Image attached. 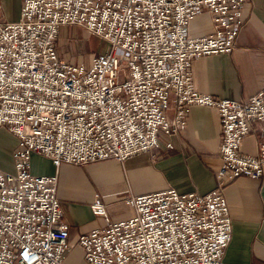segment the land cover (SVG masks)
<instances>
[{
  "label": "built area",
  "instance_id": "built-area-1",
  "mask_svg": "<svg viewBox=\"0 0 264 264\" xmlns=\"http://www.w3.org/2000/svg\"><path fill=\"white\" fill-rule=\"evenodd\" d=\"M250 0H22L21 18H0V128L18 139L14 173L0 169V264H66L58 176L31 172L33 155L63 164L125 162L177 136L195 106L215 109L222 136L217 188L205 195L168 189L124 202L133 215L79 237L87 264H223L232 240L225 189L264 179V89L247 101L197 90L194 61L230 54ZM213 32L192 37L191 22ZM78 27L108 44L91 65L61 57V30ZM261 123L257 156L241 152ZM173 148L171 143L166 145Z\"/></svg>",
  "mask_w": 264,
  "mask_h": 264
},
{
  "label": "crops",
  "instance_id": "crops-1",
  "mask_svg": "<svg viewBox=\"0 0 264 264\" xmlns=\"http://www.w3.org/2000/svg\"><path fill=\"white\" fill-rule=\"evenodd\" d=\"M21 6L22 0H0V18L6 23L18 22ZM244 17L232 53L194 61L193 77L199 92L217 99L247 101L264 89V0H250ZM189 29L192 37L211 34V16L198 15ZM262 125H250L249 135L241 146L243 154L258 155ZM159 142L155 152L142 153L125 162L63 164L58 171L49 159L32 156V174L58 176V197L63 221L70 227L71 248L79 247L81 235L106 225L103 216L93 213L92 205L96 201L105 206L111 222H119L133 215V209L124 202L128 196L168 189L205 195L217 188L222 136L215 109L193 107L186 130L177 136L161 135ZM168 143L173 148L168 149ZM17 147V137L0 128V158L13 162ZM4 168H8V163ZM224 193L233 228L223 264H264V179L239 178Z\"/></svg>",
  "mask_w": 264,
  "mask_h": 264
},
{
  "label": "rangeland",
  "instance_id": "rangeland-1",
  "mask_svg": "<svg viewBox=\"0 0 264 264\" xmlns=\"http://www.w3.org/2000/svg\"><path fill=\"white\" fill-rule=\"evenodd\" d=\"M90 46H94L91 49ZM93 50L89 53V50ZM109 47L101 38L91 35L78 27H66L61 30L57 42L59 55L72 63H85L91 65L93 58L108 51ZM8 163V168H4ZM14 161L0 158V168L6 172L14 173ZM66 264H87L84 259L83 250L80 247H72Z\"/></svg>",
  "mask_w": 264,
  "mask_h": 264
},
{
  "label": "trees",
  "instance_id": "trees-1",
  "mask_svg": "<svg viewBox=\"0 0 264 264\" xmlns=\"http://www.w3.org/2000/svg\"><path fill=\"white\" fill-rule=\"evenodd\" d=\"M90 48L91 49H94L95 47L94 46H90ZM91 49L89 50V53H92L93 52V50H91Z\"/></svg>",
  "mask_w": 264,
  "mask_h": 264
}]
</instances>
